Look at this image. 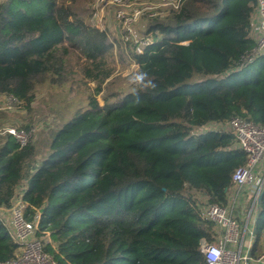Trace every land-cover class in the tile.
Segmentation results:
<instances>
[{"label": "trees", "instance_id": "obj_1", "mask_svg": "<svg viewBox=\"0 0 264 264\" xmlns=\"http://www.w3.org/2000/svg\"><path fill=\"white\" fill-rule=\"evenodd\" d=\"M92 3L0 0V94L30 109L43 84L89 88L40 164L33 143L7 134L0 207L11 208L21 189L25 217L58 264H208L201 245L217 231L202 206L229 205L247 154L230 131L196 129L236 116L264 126V54L245 59L256 0H185L149 18L153 42L142 53L91 24ZM115 46L120 57L130 46L139 65L127 93L113 83ZM261 195L253 259L264 252ZM18 249L0 219V262Z\"/></svg>", "mask_w": 264, "mask_h": 264}, {"label": "built area", "instance_id": "obj_2", "mask_svg": "<svg viewBox=\"0 0 264 264\" xmlns=\"http://www.w3.org/2000/svg\"><path fill=\"white\" fill-rule=\"evenodd\" d=\"M185 0H153L137 2L131 0H96L97 8L111 10L120 32L121 40L133 47L135 53H142L153 42L148 36H141L135 25L144 16L153 18L163 16L171 9H180ZM255 46L245 57L247 60L264 54V0H256L255 17L252 29ZM135 62V61H134ZM136 63V62H135ZM139 67V65L136 63ZM226 130L232 132L238 146L247 154L245 165L238 167L233 175V188L238 197L248 188L253 197L252 210L264 190V126L241 117H233L227 123H210L196 130ZM21 146L30 142L31 134L24 128L14 126L5 129ZM26 202L20 194L11 208L0 209V219L6 225L10 237L19 244L16 255L0 264H58L55 257L44 249V243L37 237L36 220L25 217ZM234 205L223 207L209 203L202 206V214L216 225L217 236L212 243L203 242L201 251L208 264H264V252L256 259L250 252H244L243 225L233 215ZM9 216V217H8Z\"/></svg>", "mask_w": 264, "mask_h": 264}, {"label": "rangeland", "instance_id": "obj_3", "mask_svg": "<svg viewBox=\"0 0 264 264\" xmlns=\"http://www.w3.org/2000/svg\"><path fill=\"white\" fill-rule=\"evenodd\" d=\"M145 1L148 0H140L137 2ZM92 7L95 11L93 17L90 18L91 24L101 30H106L112 39L117 38L121 40V32L114 20L112 11L108 9L103 11L97 8L96 0H93ZM149 21V18L144 16L137 22L135 27L141 36H148L153 39L151 34L148 35L145 33ZM115 43H117V41ZM129 48L130 46L124 47L128 57H124V55L120 57L119 47L115 46L114 59L116 71L113 83L115 88L121 93L134 90L140 82V77L137 74L139 67L129 58ZM74 62H78L76 57H73L72 63L76 66V68L75 66L73 67L74 70L77 71L79 67ZM74 78L77 79L78 75ZM95 85L96 84L93 82L90 83L92 88H94ZM88 93L89 88L85 86L79 87L77 84H73L71 79H68L65 84L58 86L43 84L39 86L35 101L32 103L30 109L25 108L23 104L16 101L12 96L0 94V146L4 144L7 139V133L5 132L7 127L14 126L26 129V126H28L26 130L31 134L30 142L35 145L37 150L36 164H40L42 159L50 152V142L57 128L63 121H67L77 111L84 107ZM98 99L103 103L101 95H98ZM235 191L236 190L232 188L229 203L234 205L233 215H235L238 220L237 216L239 217L240 215V217H243L252 207L253 197L250 193L243 190L234 200ZM232 195L234 197H232ZM199 197L203 201L205 200L202 195H199ZM241 211H244V214ZM0 213L6 214L7 212L0 211ZM245 234L250 237L248 229Z\"/></svg>", "mask_w": 264, "mask_h": 264}, {"label": "crops", "instance_id": "obj_4", "mask_svg": "<svg viewBox=\"0 0 264 264\" xmlns=\"http://www.w3.org/2000/svg\"><path fill=\"white\" fill-rule=\"evenodd\" d=\"M262 165L264 167V161H263ZM243 190L247 193H250V190L248 188H244ZM19 194H21V191H19ZM250 195L252 196L251 193H250ZM232 197H234V196L232 195ZM236 198L237 197H235L234 200ZM229 205L231 206V203H229ZM0 209H6V208L0 207ZM232 210L234 211V208ZM241 212H243V214H244V211H241ZM252 213H253V210L251 207L250 210H248L247 213H245V215L243 217H240V215H239V217L237 216L239 222L243 225V229L245 230V233H246L247 229L249 230V233H250V237H249V235L246 236V234L244 233V249H243L244 252H250V248H251L253 238H254V230L253 229H254V223H255L256 217Z\"/></svg>", "mask_w": 264, "mask_h": 264}, {"label": "water", "instance_id": "obj_5", "mask_svg": "<svg viewBox=\"0 0 264 264\" xmlns=\"http://www.w3.org/2000/svg\"><path fill=\"white\" fill-rule=\"evenodd\" d=\"M261 197H262V195L259 196V198H258V202L260 201ZM255 221H256V218H255ZM253 230H254V229H253Z\"/></svg>", "mask_w": 264, "mask_h": 264}]
</instances>
